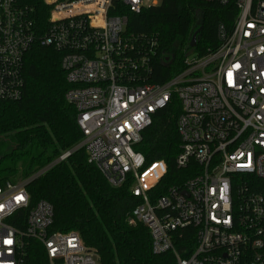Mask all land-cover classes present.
<instances>
[{
	"label": "built area",
	"instance_id": "2783aa9c",
	"mask_svg": "<svg viewBox=\"0 0 264 264\" xmlns=\"http://www.w3.org/2000/svg\"><path fill=\"white\" fill-rule=\"evenodd\" d=\"M42 1L48 20L38 34L32 9L0 0V100L21 99L24 57L35 43L61 53L64 98L82 134L77 148L108 185L128 183L138 201L128 223L147 229L152 255L162 264H264V0H203L233 7L232 27L219 25L217 50L187 56L163 85L149 82L152 51L125 34L121 13L161 0ZM173 97L183 175L165 186V163L147 164L134 147ZM33 178L0 186V264H23L26 241L42 245L48 264H98L76 233L49 231V203L30 208Z\"/></svg>",
	"mask_w": 264,
	"mask_h": 264
},
{
	"label": "trees",
	"instance_id": "16d2710c",
	"mask_svg": "<svg viewBox=\"0 0 264 264\" xmlns=\"http://www.w3.org/2000/svg\"><path fill=\"white\" fill-rule=\"evenodd\" d=\"M32 9L38 34L48 20L42 0H21ZM126 16L125 34L143 40L151 49L149 82L163 85L184 70L187 54L197 58L219 47L217 29L232 27L236 11L231 6L203 0H161L156 7L135 15L121 6ZM195 46L191 48L192 36ZM152 44V46H151ZM62 54L35 43L23 62L24 89L16 102L0 100V186L34 177L25 190L30 208L45 201L52 206L50 232L76 233L83 245L95 252L98 264H162L152 255L147 229L128 223L138 201L128 183L113 188L86 161L74 108L64 98L68 90L60 68ZM180 112L176 98L152 117L134 147L147 164L163 161L167 167L165 186L180 182L183 172L175 167L179 153L176 119ZM67 159L41 173L62 154ZM37 175V176H36ZM23 264H48L42 245L25 242Z\"/></svg>",
	"mask_w": 264,
	"mask_h": 264
},
{
	"label": "water",
	"instance_id": "95a60500",
	"mask_svg": "<svg viewBox=\"0 0 264 264\" xmlns=\"http://www.w3.org/2000/svg\"><path fill=\"white\" fill-rule=\"evenodd\" d=\"M195 38H196V34H193V36H192V44H191V48H194V46H195ZM190 55V53L189 54H187V56H189Z\"/></svg>",
	"mask_w": 264,
	"mask_h": 264
},
{
	"label": "rangeland",
	"instance_id": "374dc122",
	"mask_svg": "<svg viewBox=\"0 0 264 264\" xmlns=\"http://www.w3.org/2000/svg\"><path fill=\"white\" fill-rule=\"evenodd\" d=\"M194 57H196L195 55H190V57L189 58H194ZM18 182H21V180L20 181H18Z\"/></svg>",
	"mask_w": 264,
	"mask_h": 264
}]
</instances>
